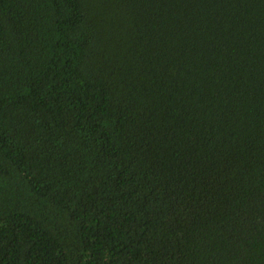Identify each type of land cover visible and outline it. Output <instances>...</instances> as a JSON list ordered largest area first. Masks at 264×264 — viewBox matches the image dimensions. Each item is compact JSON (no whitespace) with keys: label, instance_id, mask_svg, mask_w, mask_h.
Wrapping results in <instances>:
<instances>
[{"label":"trees","instance_id":"trees-1","mask_svg":"<svg viewBox=\"0 0 264 264\" xmlns=\"http://www.w3.org/2000/svg\"><path fill=\"white\" fill-rule=\"evenodd\" d=\"M0 264H264V0H0Z\"/></svg>","mask_w":264,"mask_h":264}]
</instances>
